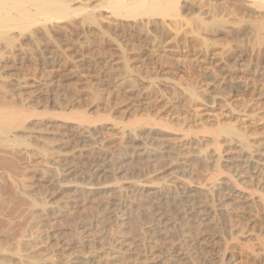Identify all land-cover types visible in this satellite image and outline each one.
<instances>
[{
    "label": "rangeland",
    "instance_id": "1",
    "mask_svg": "<svg viewBox=\"0 0 264 264\" xmlns=\"http://www.w3.org/2000/svg\"><path fill=\"white\" fill-rule=\"evenodd\" d=\"M113 1L72 0L48 21L15 9L0 35L1 111L17 118L0 126V264H172L190 228L264 238L248 195L263 198L264 175L247 170L264 169V81L245 74H264V10L178 0L147 17ZM193 190L212 215L186 221ZM236 248L224 264H263Z\"/></svg>",
    "mask_w": 264,
    "mask_h": 264
},
{
    "label": "bare ground",
    "instance_id": "2",
    "mask_svg": "<svg viewBox=\"0 0 264 264\" xmlns=\"http://www.w3.org/2000/svg\"><path fill=\"white\" fill-rule=\"evenodd\" d=\"M70 1L72 0H27L25 3H22L18 0H0V35H2V32L4 31L5 33H10L12 31V29L14 28L13 26V22H14V15L11 14V12H13V10H17L22 16L26 17V16H32L35 14H41L40 16H44L45 20L48 21L50 20V15H68L70 13L69 10V4L71 3ZM74 1V0H73ZM104 2H107V0H103ZM109 1V0H108ZM251 2L252 8H256V9H260L264 10V0H247ZM115 3V5L119 4H127L129 6H138V5H143V9L141 8V15H147V17L149 15L154 16V15H162V17L166 16L167 14H169L168 11L173 12V10L175 9L176 5L178 6V0H114L113 1ZM18 3H22V4H18ZM28 4L27 7L23 6V4ZM114 3L112 5H114ZM249 3V2H248ZM100 4L102 5V1L100 2ZM108 4V3H106ZM180 4V3H179ZM250 4V3H249ZM97 5V4H96ZM99 5V4H98ZM110 5V2H109ZM107 5V6H109ZM116 5V6H117ZM121 5L120 8H123ZM100 6V5H99ZM98 6V7H99ZM110 7V6H109ZM108 7V8H109ZM126 8L128 6H125ZM140 7V6H139ZM95 8V7H94ZM102 8V6H101ZM118 8V6L116 7ZM177 8V7H176ZM235 8V7H234ZM104 9V7L102 8ZM106 9V8H105ZM119 9V8H118ZM116 9V10H118ZM252 9V10H253ZM111 10V9H110ZM115 10V9H113ZM210 10V9H209ZM217 10V9H216ZM240 10V9H239ZM255 10V9H254ZM120 11V10H119ZM118 11V12H119ZM229 11V10H228ZM262 12V11H261ZM1 13L8 15L7 17H3V15H1ZM114 13V12H113ZM113 13H111L113 15ZM116 15L117 12L115 11ZM119 14V13H118ZM164 15V16H163ZM223 15V14H222ZM121 16V15H119ZM150 16V17H151ZM39 17V16H38ZM59 18L61 17H57L56 20H59ZM86 18V17H85ZM41 19V18H40ZM87 19H90L89 17H87ZM235 19V17H234ZM2 20L4 21H10L11 25H5L3 24ZM16 21V20H15ZM245 21V20H244ZM240 23L242 21H239ZM246 22V21H245ZM244 22V23H245ZM254 22V21H253ZM253 22L251 24H253ZM255 22V26H254V30L255 32L253 33V35L255 34V41L261 39V32H263L261 30V28L259 26H261V21ZM260 23V25H259ZM237 24V23H236ZM243 24V23H242ZM241 24V25H242ZM4 25V26H3ZM254 25V24H253ZM252 25V27H253ZM238 26V25H237ZM240 26V25H239ZM263 27V25L261 26ZM263 29V28H262ZM253 30V29H252ZM253 37V36H252ZM249 41V40H248ZM254 41V42H255ZM258 46V45H257ZM256 46V47H257ZM255 49V48H254ZM260 49V48H259ZM254 51V50H253ZM248 70V69H247ZM246 75H248L252 80H263L264 81V74L263 73H259V72H247L245 73ZM220 94V93H219ZM227 95V94H225ZM223 96V95H222ZM226 97V96H224ZM16 116L12 113H2L1 111V106H0V126H4V127H9L15 124L16 122ZM85 120L82 119L81 122H83ZM84 123H87L86 121ZM88 124V123H87ZM135 124V123H134ZM136 125V124H135ZM133 126V125H132ZM6 130V129H5ZM240 136V135H239ZM241 138V136H240ZM242 139V138H241ZM1 140V137H0ZM217 146V145H216ZM215 146V147H216ZM216 151V156H215V160L213 161V167H214V173H212L210 175V177L208 178V180L210 182H215V178L220 175L223 174V167L221 165V161H220V151L218 149V147L215 149ZM0 162L3 160V155L0 153ZM96 167V166H95ZM94 167V168H95ZM98 167V166H97ZM247 167V166H246ZM248 171L259 175L258 177L264 175V169H262L260 166L258 165H254L252 167H249L247 169ZM220 177V176H219ZM230 180V179H229ZM231 181V180H230ZM229 181V182H230ZM232 182V181H231ZM211 183V184H212ZM233 185L232 186H228L229 190L231 188L234 190H238L236 189V186L238 185V183L236 184V182H234L233 180ZM239 187V186H238ZM237 187V188H238ZM240 189V188H239ZM233 190V191H234ZM252 190V189H251ZM258 190V189H257ZM255 190V191H257ZM263 190V189H262ZM261 192H253V190L250 192L249 190V196L251 195H255L260 204L262 205V208H264V196L262 198V196L260 194H262ZM190 191V190H189ZM195 190H193L191 193L192 197H189L188 199H181L180 203L182 205V209L181 210V215L182 217H184L183 219L186 221H191V219L197 215L200 216V214H203L204 217H209L210 216V212L209 209L207 208V204L205 205V203H203V201H201L198 196L196 195V192H194ZM240 191V190H239ZM243 191V190H242ZM241 192V191H240ZM239 192V193H240ZM201 193V192H200ZM203 193V192H202ZM206 194V193H204ZM244 194V193H243ZM264 194V193H263ZM246 195V196H248ZM205 196V195H204ZM253 197V196H251ZM201 198V197H200ZM208 198V197H207ZM255 198V197H254ZM253 200V199H252ZM177 202V201H176ZM179 202V201H178ZM254 202V200H253ZM252 202V203H253ZM207 203V202H206ZM257 203V202H255ZM254 203V205H256ZM162 204V203H161ZM247 205V204H246ZM244 206V205H243ZM248 206V205H247ZM246 206V207H247ZM252 206V204H251ZM258 206V204H257ZM257 206L255 208H257ZM260 206V205H259ZM253 207V206H252ZM180 208V207H179ZM241 208V207H240ZM174 209V208H173ZM242 209V208H241ZM214 210V209H213ZM245 210V209H244ZM248 210V209H247ZM246 210V212H247ZM257 210V209H256ZM259 210V209H258ZM220 211V210H219ZM262 211V210H261ZM264 211V210H263ZM248 213V212H247ZM179 214V213H178ZM250 214V213H249ZM202 215V216H203ZM212 215V214H211ZM167 216V215H166ZM165 215L164 216H159L157 215V223L159 224H164L165 222H170L169 219L167 218ZM181 217V216H180ZM201 217V216H200ZM155 218V219H156ZM209 219V218H208ZM171 220V219H170ZM179 220V219H178ZM173 221V220H172ZM200 221H202L200 219ZM205 221V220H204ZM215 221V220H214ZM184 222V221H183ZM203 222V221H202ZM188 223V222H187ZM215 223V222H214ZM166 224V223H165ZM168 224V223H167ZM166 224V227H167ZM173 224V223H172ZM192 224V223H191ZM203 224V223H202ZM219 224V223H218ZM160 225V226H161ZM205 225V223H204ZM207 225V223H206ZM222 225V224H221ZM174 226V225H173ZM183 226V225H182ZM190 226V225H189ZM217 226V225H216ZM216 226H207V228H209L210 230L214 229L216 230L217 227ZM223 226V225H222ZM164 227V226H163ZM169 227V226H168ZM219 227V226H218ZM221 227V226H220ZM165 228V227H164ZM172 227H170L171 229ZM223 228V227H222ZM183 229V228H182ZM192 228H190V230H188V233L186 234V239L184 238L183 240V245L186 246V248L188 249L187 252H183L180 253L179 250H176L173 255L170 257V262L172 264H180V262L182 264H222L224 260H226L228 258L229 252H231V247L235 249V246H237L239 248V250L241 251H245L247 256L249 257L248 259H252V260H259V262L264 264V238L262 237H257L256 235H254V239L252 241H242V240H238V238H235V236H230L232 238L226 239L225 238H221L219 237V235L216 234L213 235L215 237L212 238V236H210V234L212 233H208L209 237H205V236H199V234H202L201 231L199 233V231H195L194 229L191 230ZM203 230V229H202ZM207 230V229H204ZM209 230V231H210ZM219 230V228H218ZM222 230V229H221ZM225 230V229H224ZM173 231V230H172ZM220 231V230H219ZM183 232V231H182ZM204 233V231H202ZM207 232V231H206ZM224 232V231H223ZM216 233V232H215ZM213 233V234H215ZM222 233V232H221ZM220 233V234H221ZM219 234V232H218ZM155 237H160L161 241H166L169 237H172L173 234H170L168 229H164V230H159L157 232H154ZM228 235V234H227ZM179 236V235H178ZM183 236V235H182ZM221 236V235H220ZM261 236V235H260ZM154 237V236H153ZM225 237V236H224ZM229 237V235H228ZM238 237V236H237ZM242 237V236H241ZM240 238V237H239ZM176 248V247H175ZM179 248V247H178ZM236 248V249H238ZM238 251V250H237ZM240 251V252H241ZM237 253V252H235ZM233 253V254H235ZM242 255V253H241ZM239 256V255H238ZM241 257V256H240ZM231 258V256H230ZM233 258V257H232ZM247 259V260H248ZM244 260V259H243ZM226 262V261H225ZM245 262H247L245 260ZM254 263V262H253ZM224 264V263H223ZM244 264V263H243ZM250 264V263H249ZM252 264V263H251Z\"/></svg>",
    "mask_w": 264,
    "mask_h": 264
}]
</instances>
